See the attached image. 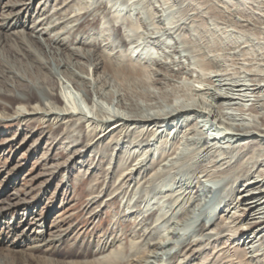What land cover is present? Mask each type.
Instances as JSON below:
<instances>
[{
  "label": "rangeland",
  "instance_id": "rangeland-1",
  "mask_svg": "<svg viewBox=\"0 0 264 264\" xmlns=\"http://www.w3.org/2000/svg\"><path fill=\"white\" fill-rule=\"evenodd\" d=\"M84 1L73 0L66 5L64 0H0V17L4 12L9 11L7 4L16 2L19 5L14 11L23 8L20 12V18L26 21L29 20L27 23H23L21 27L5 30L3 35L0 34V59H5V64L14 66L13 69L16 68L14 74L6 71L1 72L0 91L10 89L8 93L14 95V97L24 96L23 91L18 90L17 87L22 84L34 87L40 86L42 77L48 78L49 75L51 84L46 85L48 90L53 93L63 91L72 93L78 104H81L84 110L89 111L87 96L82 90L74 87L75 85L72 84L70 79L63 74V71L67 70H63L55 64V61H52L53 53L50 47L54 44L52 45L53 41L51 40L58 37L61 39L66 38V41H69L68 47L64 50L65 54H69L74 49L82 51L88 50V46H94L100 52L109 55L111 59L118 56L123 64L126 63L124 57L129 55L132 58V63L138 61L142 68H148L147 70L151 72L156 69L162 75H168V71L165 67L156 66L155 62L158 63V60H168V63L174 65L176 70L178 65H185L190 72H193V74L191 73L193 80L189 76H183L181 80L177 81L180 82L179 84L190 83L187 85H191V83L198 85L194 82L196 76L206 74L196 65H193L192 62L197 58L194 57L195 55L189 48L193 47L196 50L200 46L199 48L203 49L205 42H200L197 39L199 33L194 28H192V31L189 30L190 33L187 29L176 32L174 28H169V23L172 22L170 20L185 23L187 26H190L191 21L194 20L193 25H199L198 31L209 46L213 47L212 49H221V51L207 53L209 58H214L215 56L212 55L215 53H226L227 56L238 53L239 49L230 46L233 41L243 46L245 45L243 44L244 41H249L252 44L264 41L261 40L264 37V0H178L174 3L170 1L169 3H162V0H159V2L157 0H145L146 3L140 2V0H86L89 7L88 11L85 10L87 16L80 13L78 18L81 16L82 18H79L78 21H73L74 17L71 20H66L74 14V10L76 12L80 11ZM111 4L115 6L109 12ZM103 5L107 6V9H103ZM100 8H102L101 11ZM116 8L120 11L123 9L121 14H118V17L116 16L117 19L114 18L117 14L113 13ZM187 10H191L188 12L190 15L187 14L182 18L181 13H185ZM81 12H84V10ZM131 23L138 26L137 31L129 27ZM242 23L248 24L246 26L248 28L243 29L246 31L243 34L238 32V24ZM32 25L36 26L34 32L29 30ZM87 25L89 26L87 27ZM157 25L160 27L166 26L165 28L168 31L162 29L158 33V30L154 29ZM53 26L55 27L53 28ZM76 27L80 31L75 36L73 33H75ZM117 27H120V33L115 31ZM91 28H93L92 33L87 31ZM82 29L87 30L83 31ZM15 31H20L21 34L19 33V35L22 38L24 36V39L29 41L33 49L39 47L49 54L48 58L42 55V59L48 62V71L46 69L37 70L30 60L31 57L19 58V60L10 57L9 53H13L15 45L12 42V39H15L13 35ZM88 33L93 35L95 41L91 39L88 46L82 45L79 41L82 35L85 37ZM123 34L129 35L131 38L126 44L119 39V36ZM186 34H190L189 38L192 45L180 39L185 37ZM157 36H160L161 42L155 45L154 41L156 39L154 37ZM214 36L217 37V40ZM210 43L211 45L214 44L211 46ZM217 44L224 47L222 48L221 45L218 46ZM195 45L198 47H195ZM214 45L218 47H214ZM262 45L250 47L249 52H262ZM175 49L178 53L173 54ZM58 57L60 58V56ZM220 58L225 59L228 57ZM173 59L177 60L178 65L172 64ZM219 60L221 61V59ZM132 63L127 62L126 64L130 66ZM90 69L91 67H89V71ZM70 70L81 76L85 75L89 79L95 78L94 75H90V77L76 68ZM151 89L156 91L154 87ZM35 91L38 92L39 90ZM37 92L36 94L40 99L48 102L41 91ZM89 98L94 102L97 101L96 96L91 95ZM34 103H36L35 98H32L31 104ZM16 104L17 101L12 99L10 106L17 107ZM101 104L104 108L110 109L111 115L114 112L113 109H116L115 106L106 102ZM204 129L207 131L208 137L216 134L212 130L213 128L208 127V125ZM60 130L55 132L54 123H49L48 127H45V124L39 122L38 119L29 117L22 118L17 122L7 121L0 125V264H44L45 262V264H87L88 262L92 263V261L100 264L108 260L112 264H131L132 262L151 264L155 261L151 257L153 251L158 253V256L160 255L159 258L162 259V263H166V259L169 257L166 252L169 247L154 249L147 239V235H141L143 230L149 233L151 227L155 228L154 226L157 224V228L153 229L158 233L155 241L174 243L176 244L174 245L175 248H177L176 246L181 244L187 237L195 236L202 224L207 225L211 220L221 215L219 206L223 204L230 185L221 180V177H224L225 174L216 177L215 181L219 182L217 185L209 184L212 188L206 187V185H202L201 181H198L200 175H202L200 180L205 179L200 171L206 166L209 167L208 162L212 159V157L205 158L202 154L194 157L195 153L198 152L195 144L205 142L201 137L203 132L198 131V129L195 131L196 135L193 141L188 142H185V137L180 136L182 132L178 133L177 131L176 133L173 130L171 135L173 133L176 136L179 135L176 140H180V146H178L176 153L172 155L173 157L169 156L163 162H161L162 158L159 157L156 151L157 148H155L159 143L151 146L150 152H148L149 150L142 152L143 155L145 154L142 155V159L146 157V168L134 174V180L130 182L128 191L127 188L121 189L119 185L124 175L120 177L119 173L112 169L113 161H117L122 157L115 148H112L108 153L109 157L111 155L112 158V164L108 165L109 158L101 162L99 158L101 154H95L93 147L87 150V148L75 145L73 139L75 135H78L76 126H71L68 129L64 128L65 131L63 128ZM105 144L106 140L100 146ZM122 145L125 149L129 148L128 143ZM221 145L223 146V144ZM236 145L238 144L236 143ZM194 146L196 147L194 148ZM80 149L82 152L78 155ZM153 149H155L154 156L151 155L152 157L147 158V155ZM237 153L235 151V158ZM185 154L186 156H184ZM93 156L95 159L91 161ZM124 156L123 159H126L127 155ZM219 157L216 155L213 160ZM190 159L194 160L195 163ZM153 161L157 165H151ZM132 163H139V161ZM200 165L202 167H199ZM235 165L234 168L237 167V164ZM176 179L189 183L192 181L190 190H192V193L198 190L201 198L199 202L189 201L181 209L182 213H180L179 208L178 211H175L174 217H169L171 213V210L169 211L170 201H164L163 196L165 191L170 188L169 185L176 183ZM124 181H127V177ZM239 187L238 184L237 188ZM166 194L170 193L166 192ZM196 203H198V206ZM160 205L163 207L160 208ZM165 206H168V208H165ZM156 211L158 214L155 216ZM161 211L166 214L165 219L169 217L167 223L165 220L158 219L161 217ZM150 212L153 216L144 223L143 216ZM159 222L160 224H158ZM162 224L166 226L160 227ZM172 231L179 235L171 234ZM105 243L108 244L105 246ZM94 247H96L95 250H98L97 254L95 251L90 252ZM99 250L104 252L99 253ZM20 259H24L25 262Z\"/></svg>",
  "mask_w": 264,
  "mask_h": 264
},
{
  "label": "bare ground",
  "instance_id": "bare-ground-1",
  "mask_svg": "<svg viewBox=\"0 0 264 264\" xmlns=\"http://www.w3.org/2000/svg\"><path fill=\"white\" fill-rule=\"evenodd\" d=\"M72 1L73 0H64L66 5ZM77 1L80 2L81 0ZM157 1L159 2V0ZM169 1L174 3L178 0H162L161 2L169 3ZM140 2L146 3L145 0H140ZM18 5L19 4L16 2L6 5L9 11L7 13L4 12L0 17V34L3 35L5 30L8 29L21 27L23 23L29 21L20 18V12L23 8L14 11ZM114 6V4L109 6V12ZM106 7L107 6L103 5L102 8L107 9ZM88 8V2L85 0L80 11L76 12V10H74V14L66 20H71V18L74 17L75 19L73 21H78L79 18H82V16L78 18L80 13H84L87 16L85 10ZM102 8H100V11ZM82 10H84V12H81ZM122 10L123 9H121V11ZM191 10L181 13L182 18L187 16V14H189L188 12ZM121 11L117 8L113 11L114 14H117L114 16L115 19L119 16L118 14H121ZM170 21L172 22L169 23V28H174L176 32L187 29L188 33H190V29V31H192V28H194V30L199 33L197 39L200 42H205L204 48L206 50L204 48V50L199 48L200 46L198 47L197 45H195V47H198L196 50L193 47H189L195 55L194 57L197 58L192 62L193 65H196L197 68L206 72L203 76H196L194 82L198 85H193L192 83L191 85H187L190 83L179 84L180 82L177 80H181L183 76H189V78L192 79L193 72H190L185 65L179 66L176 63L177 60L173 59L172 61V64L178 65L177 70L174 69V65L168 63V60H158V63L155 62L156 66H162L167 69L168 75H162L161 72L156 69L151 72L147 70L148 68H142L138 61L132 63V58H130L129 55L124 58L126 63H132L130 66L126 63H124V65L120 61L121 58L118 56L115 57V59H111L109 55L100 52L96 47L88 46V42L93 39V35H90V33H88L90 36L87 35L84 37V35H82L79 41L82 45L88 46L89 49L82 51L74 49L69 54H65L64 52V50H66L65 48L68 47L69 41H66V38L61 39L58 37L51 40L53 41L52 45L54 44L50 47L53 53L52 61H55V64L63 68V70H67L65 72L63 71V74L70 79L72 84L75 85L74 87L78 90H82L87 96L89 102L87 107L89 111L84 110L82 105L78 104L76 99L73 98L72 93L63 90H61L63 92L53 93L48 90L46 85L51 84V77L48 75V78L42 77L40 86L34 87L32 85L22 84L17 87L18 90L23 91L24 96L14 97V95L8 93L10 89L4 88V91H0V125H3L7 121L17 122L22 118L29 117L38 119L39 122L41 121L45 124V127H48L49 123H54L55 132H58L61 128L64 130V128L68 129L71 126H76L78 135H75L73 139L75 145L87 148V150L93 147L95 154H101V157H99L101 162L109 158L110 161L108 165L112 164L111 155L110 157L108 155L112 148H115L117 153L121 154L122 157H120V159L122 158L123 161L120 159L113 161L114 164L112 169L118 172L120 177L124 175L119 185L121 189L127 188V191L130 182L134 180V174L146 168V157L142 159L145 155H143V153L146 150L150 152V147L159 143L155 148H157L156 151L159 157L162 158L161 162H163L169 156L171 157L175 154L178 146H180V140H176L179 135L176 136L175 133L171 135L173 130L176 133L177 131L178 133L182 132L180 136L185 137V142H188L190 140L193 141L196 135L195 131L198 129V131L203 132V136L201 137H203L205 142L203 144H199V142L195 144L198 152L195 153L194 157H197L199 154H202L205 158L212 157L208 162L210 166H206L202 170L200 169L205 179L203 181L200 180L202 176L200 175L198 181H201L202 185L204 184L206 187L212 188L209 184L212 183L217 185L219 182L215 181L216 177L225 174L224 177H221V180L227 185H230V189L227 190L226 196L224 197L223 204L219 206L221 215L211 220L207 225L202 224L195 236L187 237L181 244L176 246L177 248H175L174 245L176 244L174 243H160L155 241L158 233L153 229L157 228V224L154 226L155 228L151 227L152 229L149 233H146V230L142 229L143 232L141 235H147V239L154 249L169 247L166 252L167 255H169L166 259V263H162V259L159 258L160 255L158 256V253L153 251V256L151 257H153L155 261L151 262V264H264V41L257 42L256 44L244 41L243 44L245 45L243 46L231 39L233 42H231V45L229 43V45L233 46L235 49H239V51H237L238 53L231 56H227L226 53H215L212 55L215 56L214 58H209V53L221 51V49H212L213 47L211 48L209 46L205 38L198 31L199 25H193L194 20L191 21L192 23H190V26L185 25V23H177V21L173 20ZM129 25L134 31L138 30V26L134 23ZM24 26L28 27L27 25ZM88 26L89 25H87V27ZM158 26L159 25L154 27V29L158 30V33L162 29L168 31V29L165 28L166 26ZM246 26H248V24H238V32L241 34L246 32L243 30L244 28H248ZM35 27V25H32L29 27V30L34 32ZM54 27L55 26H53V28ZM126 27L128 28V26ZM80 28L82 27L80 26ZM203 28L205 27L203 26ZM92 29L93 28L86 30L92 33ZM82 30L86 31L84 29ZM79 31L80 29L76 27L74 30L75 33L73 34L76 36ZM115 31L120 33V27H117ZM19 33L21 34L20 31H15V33H13L15 39H12V42H14L15 45L13 53H9L10 57L18 58V60L19 58L26 59L31 57L30 60L37 70L46 69L48 71V62L42 59V55L48 58L49 54L39 47H37L38 49H33L29 41L24 39V36L22 38ZM189 37L190 34H186L185 37H181L180 39L192 45ZM154 38L156 39V41H154L155 45L161 42L160 36ZM216 38L217 37H215V39ZM119 39L122 43L126 44L131 38L129 35L123 34L119 36ZM261 40H264V37H262ZM217 45H214V47H218L221 44ZM255 45H262V52H249L250 47L252 48ZM220 47H222V45ZM173 51V54L178 53L176 49ZM58 56H60V58ZM225 56L228 58H220ZM6 59L8 58L6 57ZM219 59H221V61ZM4 61L5 59H0V74L2 71V73L6 71L14 74L16 68L13 69L14 66H9L5 64ZM89 67H91L90 71ZM72 68H76L81 73L88 74L89 76L94 75L95 78L89 79L85 75V77L83 75L81 76L72 72L70 70ZM152 87H154L156 91L151 89ZM37 89L45 95L48 102H44L40 99L36 94L37 91H35ZM11 91L13 90L11 89ZM91 95L97 97L96 102L89 98ZM32 98H35L36 103L31 104ZM12 99L17 101V107L10 106ZM114 99H116V101H114ZM102 102L116 107V109H113L114 112L112 115L110 109L102 106ZM207 125L215 131L214 133L216 134L214 136L208 137V133L204 129ZM170 135L171 138L169 139ZM105 140L106 144L100 146ZM124 140H126V142H124ZM124 143L129 144L128 149H125L122 145ZM236 143L238 145H236ZM221 144H223V146ZM96 145L97 147H95ZM196 146H194V148ZM95 148L97 149L95 150ZM154 150L155 149L147 155V158L154 156ZM221 150H223V152H221ZM235 151L238 152L236 158L234 156ZM78 152V155H80L82 150L80 149ZM131 152H133L132 155H130ZM135 153L136 155H134ZM125 154L127 157L123 159ZM216 155L220 157L213 160ZM184 156H186V154ZM94 159L95 157L93 156L91 161ZM144 160L145 163L143 164ZM136 161H139V163H135L136 165L132 163ZM192 162H194V160ZM235 164H237L236 168H234L236 166ZM90 165H92V163H90ZM151 165H157V163L153 161ZM199 167L202 166L200 165ZM217 174L219 175L217 176ZM126 177L127 181H124ZM128 180L130 181L128 182ZM191 182L177 180L175 184L172 185L171 183L169 185L170 188L165 191V195L163 196L164 201H170L169 211L171 210V213L169 217L173 216L177 209L180 208L181 210L189 201L194 200V203L200 201L201 194L198 190L194 193L190 190ZM238 184L240 185L239 188H237ZM117 187L119 188V186ZM117 191L115 192L117 193ZM166 192L170 194H166ZM196 205L198 206V203H196ZM159 207L162 208L163 206L160 205ZM165 208H168V206H165ZM151 213L152 212L146 213L143 216L144 223L153 216ZM180 213H182V210ZM157 214L158 212L156 211L155 216ZM165 216L166 214H163L161 211V217L158 219H161V221L165 220L166 222L169 217L165 219ZM158 224H160V222ZM163 226L166 225L162 224L160 227L163 228ZM135 231L138 232L136 229ZM171 234L179 235L174 231H172ZM106 244L108 243H105V246ZM95 248L96 247L91 249L90 252L95 251L96 253L98 250H95ZM172 249L174 250L172 251ZM102 251L99 250V253ZM21 261L25 262L24 259ZM87 264L96 263L92 261V263L88 262ZM100 264L112 263L108 260ZM131 264L138 263L132 262Z\"/></svg>",
  "mask_w": 264,
  "mask_h": 264
}]
</instances>
